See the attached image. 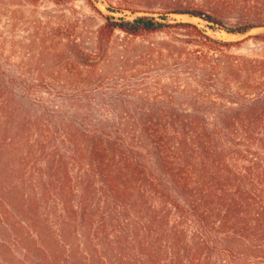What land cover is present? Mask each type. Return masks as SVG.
Masks as SVG:
<instances>
[{"label": "trees", "instance_id": "1", "mask_svg": "<svg viewBox=\"0 0 264 264\" xmlns=\"http://www.w3.org/2000/svg\"><path fill=\"white\" fill-rule=\"evenodd\" d=\"M84 1L103 19L98 45L119 33L131 39L165 35L171 60L202 65L204 75L221 67L238 96L254 92L257 101L221 112L212 130L201 109L131 114L113 132L64 128V156L57 146L46 153L54 138L50 128L36 129L40 147L30 146L21 162L34 153L46 168L15 179L0 166V236L9 251L10 243L20 252L0 254V264H220L225 251L237 253L233 264L252 258L264 264V60L230 56L241 42L170 19L188 15L246 35L264 28L260 7L242 4V18L227 24L222 14L194 3L157 12L104 0L107 15L99 0ZM126 12L143 14L114 16ZM254 38L264 43V32ZM187 46L194 47L190 55L183 54ZM13 139L2 138L0 150ZM237 145L255 147V159ZM238 159L250 163L244 172L228 163Z\"/></svg>", "mask_w": 264, "mask_h": 264}, {"label": "rangeland", "instance_id": "2", "mask_svg": "<svg viewBox=\"0 0 264 264\" xmlns=\"http://www.w3.org/2000/svg\"><path fill=\"white\" fill-rule=\"evenodd\" d=\"M207 1L126 0L125 4L136 10L164 12L176 2L194 3L222 14L227 24L242 18V4H256L264 16V0ZM96 4L110 14L104 0ZM142 14L114 16L132 19ZM170 19L196 24L215 39L241 42L227 52L230 56L264 60V43L254 38L264 28L231 35L188 15H171ZM102 24L103 19L84 0H60L59 5L47 0H0V142L2 138L15 140L0 150V166L7 170L4 174L12 172L20 179L34 169L46 168L34 153L32 159L21 162L30 146L40 147L38 128H50L54 135L51 144H45L46 153L57 146L64 156V128L113 132L131 114L168 109L193 114L201 109L212 130L221 112L248 108L257 101L254 92L238 96L237 85L222 75L221 67L204 75L202 65L186 59L171 60L165 35L131 39L119 33L111 42L98 45L97 30ZM193 50L187 46L183 54L190 55ZM235 150L244 151L248 160L255 159V147L251 151L237 145ZM248 160L228 163L241 173L250 165ZM67 163L72 174L73 162ZM6 245L1 235L0 254L20 253L13 244L9 243L10 251ZM222 254L220 264L239 260L235 252ZM247 264H263V260L252 258Z\"/></svg>", "mask_w": 264, "mask_h": 264}]
</instances>
